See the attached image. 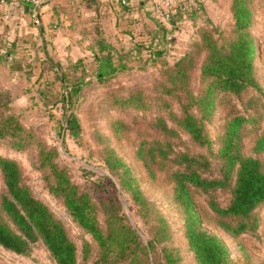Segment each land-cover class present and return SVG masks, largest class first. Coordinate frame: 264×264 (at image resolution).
Instances as JSON below:
<instances>
[{"label": "trees", "instance_id": "1", "mask_svg": "<svg viewBox=\"0 0 264 264\" xmlns=\"http://www.w3.org/2000/svg\"><path fill=\"white\" fill-rule=\"evenodd\" d=\"M259 1L264 0H230V31L225 35L223 29L202 30L173 63L167 58L168 28L158 22L154 37L158 42L148 47L160 64L154 94L147 95L136 86L112 97V104L120 109L152 112L148 122L155 134L141 132L135 154L152 176L156 167L168 170L173 202L184 218L188 252L197 264H241L223 239L204 227L203 217L236 237L260 228V212L264 208V134L259 133L258 127L264 119V86L257 74L254 36L258 18L255 7ZM3 2L11 1L0 0ZM172 20L175 21L174 14ZM217 31L222 34L216 35ZM4 43L11 54L13 46ZM197 70L199 82L194 89ZM112 76L101 72L97 78L104 81ZM65 81L72 82L69 94L81 92L82 79ZM60 100L66 105L67 95ZM12 103L11 91L0 87V140L6 139L18 150L31 144L37 146L39 167L48 172L49 191L62 201L96 246L86 241L80 261L79 247L63 220L26 184L20 163L0 154L6 183V192L0 194L2 248L29 256L41 241L57 264H187L182 249L175 243L173 225L157 202L144 192L123 156L109 144L104 145L102 158L134 204L147 241L128 221L122 204L111 197L100 198L89 186L75 181L69 167L59 161V149L28 128ZM223 106L228 107V112L215 147L208 123ZM65 119L73 135L80 136L81 125L76 116L71 112ZM113 124L120 136L131 129L123 118ZM255 129L252 151L247 154L244 141ZM222 193L229 196L225 202L221 200ZM200 197L203 213L199 210Z\"/></svg>", "mask_w": 264, "mask_h": 264}, {"label": "rangeland", "instance_id": "2", "mask_svg": "<svg viewBox=\"0 0 264 264\" xmlns=\"http://www.w3.org/2000/svg\"><path fill=\"white\" fill-rule=\"evenodd\" d=\"M207 1L204 2L205 6H201L198 16L193 20V27L186 31V35L189 36L182 37L178 45L175 39L172 40L167 51V58L171 63L187 51L198 39L202 30L223 29L226 32L225 35L230 31L232 24L230 0ZM255 9L258 15L254 31L258 49L257 74L260 83L264 86V1H259ZM220 33L222 34V32L217 31L216 35ZM0 43V87L11 91L13 110L22 115L24 124L28 128L34 129L48 145L59 149V161L69 167L75 181L89 186L100 198L111 197L122 204L128 221L147 241L144 224L138 216L134 204L120 189L116 177L111 173L102 158V150L105 144H109L114 148L127 161L134 175L139 179L144 192L157 202L170 220L175 231V243L177 247L182 249L186 263L197 264L192 254L188 252L184 218L173 202V183L169 178L168 170L156 167L155 174L152 176L135 154L137 138L140 137L141 132L149 131V133L155 134L150 129L148 122L152 112L128 111L112 104L114 95L121 96V94L133 90L136 86L145 90L147 95L152 96L154 94L157 79L160 77L158 71L160 64L154 60V57L149 59L147 63L143 60L132 59L127 69L114 73L111 78L104 81H100L96 77L97 67L94 64L88 67V71L82 69L73 71V69H70L69 76L67 77L68 74L65 76L66 80L82 79L84 81L83 88L78 95L69 94L72 84L67 83L68 86L66 87L69 88H65L58 76L54 74L49 80L48 77L43 80L38 87L45 84L44 88H46L53 81L57 85L55 86L57 91L47 92L41 99L38 97V93L34 91L33 83L36 79L34 77L36 76V68L39 71V65L28 63L29 60H27L26 69L28 70H26V74L28 73V75L20 76L16 74L13 69V64L16 63L15 60L6 56L7 44L3 40ZM33 55L31 56L34 57ZM29 64L30 66L35 65V68L30 67ZM29 72L31 73L29 74ZM198 82L199 70L194 74L192 84L194 89H197ZM36 83H38V80H36ZM64 95L68 97L66 105L60 100ZM66 108L68 109L66 110ZM71 112L81 125L80 136L78 137L73 135L65 119L66 114ZM227 112V106L219 107L208 123V131L213 141H215V147L218 133L222 130ZM120 118L129 122L131 128L126 135L123 134L122 136L116 132L113 124L114 121ZM170 124H172V121H170ZM259 125V133L264 134V119L260 120ZM254 131L250 132L244 141V151L247 154L251 153L256 138V129ZM0 154L14 158L20 163L24 181L31 187L33 193L46 202L56 215L63 220L79 247L80 261H82L85 242L91 241L94 246H96V243H94L91 235L82 230L71 218L62 201L49 191L46 179L48 172L39 167L37 146L31 144L23 150H18L12 147L6 139H2L0 140ZM4 192H6V183L0 168V194ZM220 197L224 202L229 199L226 193H222ZM199 201V210L203 213L204 202L202 197L199 198ZM260 216L259 230L255 233H245L240 237L228 233L215 222L206 220L205 217L203 219L204 227L218 234L226 243L230 252L240 260L241 264H264V208L261 210ZM0 264L57 263L47 247L39 241L34 245L33 252L29 256L17 255L0 246Z\"/></svg>", "mask_w": 264, "mask_h": 264}, {"label": "crops", "instance_id": "3", "mask_svg": "<svg viewBox=\"0 0 264 264\" xmlns=\"http://www.w3.org/2000/svg\"><path fill=\"white\" fill-rule=\"evenodd\" d=\"M204 2L208 1L178 0L173 9V27L168 28L177 45L182 37L189 36L186 31L193 27ZM161 12L155 0H46L37 7L30 3L3 2L0 3V42L13 46V52H6V56L15 60L16 74L28 75L27 60L39 65L33 83L34 91L42 99L47 92L57 91L53 81L46 88L45 84L38 87L54 74L62 86L69 88L66 84L72 82H66L65 76L70 69L88 71L94 64L97 77L101 72L112 75L127 69L132 59L147 63L153 57L152 48L150 51L148 47L158 42L154 37L158 34Z\"/></svg>", "mask_w": 264, "mask_h": 264}, {"label": "built area", "instance_id": "4", "mask_svg": "<svg viewBox=\"0 0 264 264\" xmlns=\"http://www.w3.org/2000/svg\"><path fill=\"white\" fill-rule=\"evenodd\" d=\"M5 1V0H3ZM11 2H18V3H30L35 7L41 5L46 0H9ZM157 6L162 9V12L159 16V22L163 25L167 26V28L172 29L173 27V9L176 7L178 0H155ZM36 23H39L38 17L34 16ZM174 35L172 32H168L167 34V41L168 46H171L172 40Z\"/></svg>", "mask_w": 264, "mask_h": 264}]
</instances>
